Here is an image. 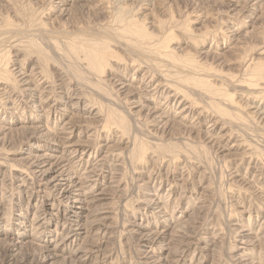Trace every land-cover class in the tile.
<instances>
[{
  "label": "rangeland",
  "instance_id": "obj_1",
  "mask_svg": "<svg viewBox=\"0 0 264 264\" xmlns=\"http://www.w3.org/2000/svg\"><path fill=\"white\" fill-rule=\"evenodd\" d=\"M58 2L0 0V72L9 74L0 81V264L33 261L66 234L55 230L59 210L44 213L49 223L31 225L37 206L51 208L57 200H46L21 157L36 147L58 152L46 148L52 145L47 138L31 139L30 132L43 125L52 137L68 117L85 110L92 119L80 118L84 132L76 139H88L91 150L82 166H107L120 177L117 186L107 188L111 237L94 264H143L129 230L135 224L164 227L144 203L148 194L174 224L196 227L198 245L184 254L182 264H197L201 256L206 264H239L237 256L246 254L264 264V120L259 115L264 113V0L253 6L240 0L236 7L231 0ZM95 50L103 57L92 65L89 55ZM36 67V83L44 81L51 107L27 103L13 70L29 73ZM124 77L143 86L133 104L129 95L119 94L118 80ZM172 89L185 95L182 104L168 105ZM189 103L193 106L183 121L188 130H166L136 107L157 106L166 119L180 121L177 112ZM24 208L30 215L21 239L14 214ZM17 239L21 248L11 251ZM245 240L249 245L241 243ZM82 242L64 244V256L72 257Z\"/></svg>",
  "mask_w": 264,
  "mask_h": 264
},
{
  "label": "bare ground",
  "instance_id": "obj_2",
  "mask_svg": "<svg viewBox=\"0 0 264 264\" xmlns=\"http://www.w3.org/2000/svg\"><path fill=\"white\" fill-rule=\"evenodd\" d=\"M65 1H67V0H59L58 4L64 5L63 3H65ZM258 1H260V0H250V2L253 3L251 6L256 5L258 3ZM237 3H240V0H231V6L232 7H236ZM226 7H228V6H226ZM138 29H140V30H138V31H137V29H135V30L137 32H139L141 35L144 34L143 33L144 30L143 31L141 30L142 28L138 27ZM139 33H137V34H139ZM150 35H151V33H150ZM141 38H143V37H141ZM147 43L148 42L146 40L145 44H147ZM103 51H105L104 48H103ZM102 57H103V53L100 50H95L94 52H92L89 55V60L91 62H93L92 63V65H93V64L99 63L102 60ZM106 57H107V55H106ZM104 58H105V56H104ZM104 64H106V63H104ZM39 67H41V66H39ZM13 70H16L15 75L18 78L17 81L20 84L21 91L26 93L25 95L27 96V101L26 100L25 101L27 103H29L33 108L42 109L44 106L51 107V106H49L50 98L46 96L45 88L47 86L44 88V86H45L44 81L41 80L40 82H38L39 81L38 80L36 83V78H38L36 76L39 75V71L37 70V67L35 69H31L29 73H28V71H26L23 68L22 69L21 68H18V69L15 68ZM7 74H8V72H7ZM7 74L4 75L3 73L0 72V81H3V79L5 77H7ZM45 76L47 77V74H45ZM125 77L121 78L120 80L117 79L119 81V83L117 84L119 87L118 90L121 92V93H119V91H118V93L124 94L126 96L129 95L128 101L131 102V100H134V98H135V95H136L135 91L143 89V86L137 87L134 84L130 83ZM112 81L114 82V79ZM150 81H151V79L149 81L145 80V79L143 80L144 83H149ZM162 84H163V82H162ZM165 85H166V83H165ZM49 88H50V86H49ZM46 89H48V88H46ZM155 92H157V91H154V93ZM168 92H169V93H167L168 105H174V103H179V104L181 103L182 104V102H184V99H185L184 96L185 95H181L183 98L181 96H179L178 90L177 91L173 90V91H168ZM181 94H182V92H181ZM160 97H162V96H160ZM149 98H150V96H149ZM6 100L10 104V102H11L10 97L7 96ZM135 100H136V98H135ZM90 103H91V101H90ZM131 103L133 104L134 102H131ZM135 103H137V102L135 101ZM138 103H140V101H138ZM70 104H72V103H70ZM94 104H96V103H94ZM54 105H55V103L52 104V106H54ZM158 105L160 106L161 104H158ZM148 106H150V105H148ZM148 106L147 107L144 105L136 106V107H139L137 112L142 113L144 115V117L146 116L147 118H145V119H147V120H149V118H150V120L154 121L155 124H157L160 127L166 126V130H167V128L171 129L172 126L177 127L179 129H183V128L186 129L187 127L184 126L185 123H183V121L186 122V118H188V116L190 114L191 106H193V105H191V103H189V104H186V105L182 106L181 108H179L175 118L180 119V121H174V120L172 121V120H169L170 118L166 119V117L163 115L164 112L163 113L160 112L156 108L157 106L156 107H148ZM159 109H160V107H159ZM83 110H85V109H83ZM160 110H162V109H160ZM86 111L87 110H85V112H83V113L68 117L69 119L65 120L64 123L62 124L63 128H62L61 132L60 133L58 132L57 134H55L52 137L46 136L45 129L43 128V125H41L40 127H39V125L35 126L34 130H32V132H30L31 139H40L41 137L45 138V139L47 138V142H51L52 145H48V146H46V148L47 147L48 148H54L55 150L58 151V152H50V151H46V150L44 151V149H42V147H36L35 151H32L31 153H30V151H28L27 153H25L26 154L25 157H21V159H24V161H26L28 163V165L31 167V173L33 174L34 178L38 181L39 188H41V191L44 193L45 196L44 195L43 196L46 197V200H48V198L50 196L55 197L57 200L53 206H52V204L48 203V201H46V203H47L46 205H51L52 206L51 208H46V206H37L38 209L36 208L37 210L35 209V212H34V213H36L34 216L35 221H33L31 225H35L38 222L39 223L42 222L41 225L44 222L49 223L50 220L49 219H48V221L46 220V218L44 217V213L45 212L49 213V211L51 212L52 209L55 211L59 210V213L58 212L57 213L60 217L58 218V221H57L58 224L56 225L55 230H56V232H59V231L60 232L67 231V232H66V234L64 233L65 235L63 236V239L60 240V242L55 247L44 250V251L42 250L43 252L39 255V257L37 259L36 258L34 259L35 261L34 260L32 261L33 258L31 259L30 262H29V260H26V259L23 260L21 258L22 259L21 264H61L62 262H66L67 260H70V261L77 263V264H87V262H90V264H94V263H97L98 261H93V258L97 259L99 256V253L103 250L104 246L106 247L107 244H109V241H110L109 239L111 237L109 235V233H110V230L112 229V223L110 220L112 217L110 216V213H111L109 210L110 208L107 207L108 205L106 203V200L108 199L107 188L109 191L110 189H113L115 187L114 185L117 186L118 179H120V177L117 176V172H119V171H117L116 173H112L109 171L107 166L104 167L102 170V169H99L98 167H96L97 164L95 166H92L91 164H88L87 167L82 166V164L84 163L83 157L87 153H89V151L91 149L89 148L88 139H86V140H83L82 138L76 139V136L82 135L84 130L81 127L82 125H80V124H82V122L84 120L89 121V117L92 114V113H88ZM109 111H110V109H109ZM259 111H260V109H259ZM135 113H134V115H135ZM137 114H139V113H137ZM108 115H112V114H108ZM115 115L116 114L112 115V117H114ZM259 115H262V119L264 120V113H261ZM93 117L95 118L94 115H93ZM80 118H86V119H82L83 121H80ZM107 118H109V117H107ZM197 118H199V117H197ZM90 119H92V118L90 117ZM139 119H141V118H139ZM154 122H153V124H154ZM193 124L194 125L198 124V122L195 121V123L193 122ZM190 126H191V124H190ZM78 128H80V129L77 130ZM2 130L3 129L0 127V134H1ZM187 130H188V128H187ZM2 133H4V132L2 131ZM219 137H221V136H219ZM94 151L95 150L91 151L89 156L92 157V154L94 153ZM78 154L80 156H78ZM98 166H101V161H100V165H98ZM106 173H108V174L106 175ZM105 175L107 176V179L105 178ZM103 183H108V184L106 186L104 185V188L101 189L100 185ZM150 195L151 194H148V197L144 200L145 201L144 203H145L146 207L155 209L156 215L160 219V221L164 225V227H160L161 229L156 230L155 227H147V226H144L143 224L142 225L141 224H135V226L129 230V232H131L134 235L133 238H136V241L139 245V248H140L139 249V257L141 258L143 264H182L184 254H186L193 246L198 245V242L196 240V238H197L196 232H195L196 227L192 225L193 223H190V225H189L186 222H178L177 221V223L174 224L172 222V219H169L170 217L168 218V216H167L168 214L164 210V207L161 204H158L160 201L158 202L156 198L150 197ZM55 206H57V209L55 208ZM0 214H1V208H0ZM29 215L30 214H28V212H27V210H25V208L21 209L20 212H17L14 214L15 220L19 221V223H17V225L19 226V228H18L19 232L17 234L19 235V238H21V239L25 236V233L23 232V230L26 229V227L28 225ZM55 215H57V214H55ZM1 216L2 215H0V220L3 219V218H1ZM195 223H198V222H195ZM46 229H49V228H46ZM27 230H28V228H27ZM263 230L264 229H262V231ZM34 238H33V240H34ZM261 238L264 239V233H261ZM79 240L80 241L83 240L84 242H82L81 245H79L78 247H76L74 249V252H72L73 254H71L73 256L72 257L71 256L65 257L63 245L67 244V243H70V245H71V244H73ZM29 241H31V240H29ZM7 242H9V241H7ZM241 243L245 244V245H249L248 244L249 241H246V240L242 241ZM19 244L20 245L22 244V242L20 240H18V239L13 240L10 243V249H12L11 251H16L15 250L16 248H18V249L21 248V246ZM207 245L208 244H206V242L204 245H202L203 251L207 249ZM215 247H216V245L214 246V248ZM166 249H168V251H167V253L165 252L166 254H164L163 251ZM198 255H201V253L198 252ZM246 255L239 256V258L237 256L236 259H238L237 261L239 264H258L256 261H254L253 259H250V257H247ZM29 258H31V257H29ZM194 261L197 262V264H206V262H207V260L206 259L204 260L202 258V256L200 258H197V261L195 258Z\"/></svg>",
  "mask_w": 264,
  "mask_h": 264
}]
</instances>
